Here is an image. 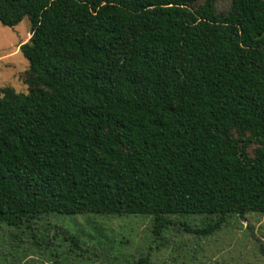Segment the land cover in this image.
I'll list each match as a JSON object with an SVG mask.
<instances>
[{"label": "trees", "instance_id": "16d2710c", "mask_svg": "<svg viewBox=\"0 0 264 264\" xmlns=\"http://www.w3.org/2000/svg\"><path fill=\"white\" fill-rule=\"evenodd\" d=\"M218 1L0 0L31 22L28 92L0 89V221L264 214V0Z\"/></svg>", "mask_w": 264, "mask_h": 264}, {"label": "rangeland", "instance_id": "374dc122", "mask_svg": "<svg viewBox=\"0 0 264 264\" xmlns=\"http://www.w3.org/2000/svg\"><path fill=\"white\" fill-rule=\"evenodd\" d=\"M229 3L219 0L218 10ZM30 38L28 17L13 28L0 23V89L28 92L29 62L20 45ZM165 219L159 234L145 215L51 214L30 229L0 221V264H264V214L229 215L217 228L216 215Z\"/></svg>", "mask_w": 264, "mask_h": 264}]
</instances>
